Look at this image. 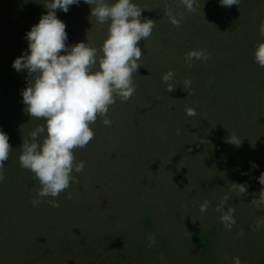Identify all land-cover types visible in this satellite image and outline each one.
Segmentation results:
<instances>
[{
	"label": "rangeland",
	"instance_id": "obj_1",
	"mask_svg": "<svg viewBox=\"0 0 264 264\" xmlns=\"http://www.w3.org/2000/svg\"><path fill=\"white\" fill-rule=\"evenodd\" d=\"M33 1L0 0V131L10 136L9 144L16 137L31 142L30 133L45 124L27 115L22 90L27 86L28 74L12 66L28 51L27 32L47 13L45 0ZM133 2L143 8L142 18L152 19L156 25L151 37L138 45L143 55L141 67L133 75L135 94L126 102L117 98L115 109L110 110L114 114L108 113L111 126L104 125L101 117L91 125L94 139L75 151L77 163L84 162V170L73 173L70 187L58 197L41 198L55 199L59 207L47 202L33 206L31 201L38 198L40 188L38 180L26 169L30 175L22 174V167L16 163L22 151L8 158L0 181V264H233L237 256L242 264H264V233L262 227L255 228L257 219L264 218V206H251L247 211L234 207L236 222L231 230L224 226L221 213L209 201L212 219L197 223L198 218H189L194 211L192 203L198 204L200 212L199 206L207 201L203 194L199 198L193 186L194 170L189 169L193 166H183L176 160L178 151L181 153L194 134L181 133L184 130L176 127V119L166 113L161 115L166 67L175 73L174 80L178 79L182 70L184 73L190 69L185 64V54L191 48L202 47L192 31L191 16L195 17L198 10L186 12L180 0ZM166 6L174 14L184 13L179 27L169 21L167 14L163 15ZM56 14L66 24L69 46L85 42L101 48L108 25L90 16V6L84 0L70 6L67 13L56 10ZM106 146L115 151L114 158L102 159L100 151ZM239 219L247 220L241 225ZM132 225L137 228V237L131 242V253L117 256L116 252L121 253L119 245L125 244L118 243L115 235ZM148 228L149 236L158 238V242L148 247L147 241L146 250L141 251L138 237ZM51 231L60 236L54 237ZM246 231L262 235L249 238L247 244L241 243L240 237L229 241L231 233ZM65 244L82 248L76 255L73 248H57ZM250 250L259 254H250Z\"/></svg>",
	"mask_w": 264,
	"mask_h": 264
},
{
	"label": "clouds",
	"instance_id": "obj_2",
	"mask_svg": "<svg viewBox=\"0 0 264 264\" xmlns=\"http://www.w3.org/2000/svg\"><path fill=\"white\" fill-rule=\"evenodd\" d=\"M79 3L80 0H45L43 6L47 13L26 34L28 51L17 57L12 65L18 72L26 70L28 74L27 86L22 90L27 115L45 121L30 133L31 142L23 141L19 155L20 166L31 171L40 185L38 198L31 201L33 206L47 202L51 207H59L55 199L44 201L41 198L58 197L70 187L73 173L84 170V162L77 163L75 151L87 147L94 139L91 125L102 117L103 124L111 126L109 108L117 98L126 102L135 94L133 75L141 67L139 61L143 55L138 45L151 37L156 26L154 20L142 18L143 8L133 0H84L90 6V16L99 24L107 23V36L99 50L85 42L69 46L66 24L57 17L56 10L67 13L70 6ZM180 3L188 13L201 11L203 4L198 0H180ZM219 3L223 7L239 6L241 0H219ZM166 14L176 27L185 19L184 13L174 14L170 7ZM259 31L264 37V22ZM208 59L206 49L189 50L184 56L189 68L194 60ZM254 60L264 67V41L257 43ZM174 77L172 70L162 76L168 93L175 91L177 86ZM182 83L183 89L190 92L191 79ZM186 114L195 116L196 111L187 108ZM226 142L236 147L242 145L241 136L235 133L229 135ZM12 150L8 135L0 131V181L4 179L3 168ZM252 167L257 165L253 163ZM258 180L264 186V173ZM231 192L243 197L247 195V184L232 183ZM229 199L231 196L225 194L215 211L221 213V222L231 230L236 221L235 208L228 206L225 210ZM251 203L257 208L264 206V187ZM209 207L210 203L204 201L199 211L205 213ZM261 227H264V218H258L255 224V228ZM148 241V247L155 246L154 236L150 235ZM233 264H242V261L237 256Z\"/></svg>",
	"mask_w": 264,
	"mask_h": 264
},
{
	"label": "trees",
	"instance_id": "obj_3",
	"mask_svg": "<svg viewBox=\"0 0 264 264\" xmlns=\"http://www.w3.org/2000/svg\"><path fill=\"white\" fill-rule=\"evenodd\" d=\"M40 1L42 0L33 2ZM198 3L202 4V8L201 11L198 9V14H193L195 17L191 16L192 31L196 40L198 38L202 43V47L194 49H206L209 59L195 60L192 69L184 73L182 70L179 78L174 80L177 84L175 91L168 93L167 84H164L162 95L165 107L163 110H160V107L157 110L161 111L162 116L167 114L176 119V127L184 130L181 133L194 134L181 148V153L184 152L185 155L182 156L178 151L176 160L183 166H193L189 169L194 170L191 175L192 183L199 191V198H202V194L205 195L206 200L216 208L225 194H228L231 199L228 200L225 210L231 206L247 211L253 207L251 200L258 197L261 190L258 177L264 173V67H260L254 60L257 43L264 41L259 31L261 23L264 22V0H241L239 6L231 7L221 6L219 0H198ZM167 8L169 7L164 8L163 15L166 14ZM166 69L169 71L168 67ZM187 78L192 81L190 92L183 89L182 82ZM187 108H194L196 115L188 116ZM114 109L112 105L108 113L114 114L110 111ZM149 123H152L150 117ZM233 133L241 136L240 147L226 142V138ZM8 137L10 138L9 135ZM24 140L22 137H16L15 141H12L10 145L13 150L9 157L22 151ZM100 154H103V160H109L114 158L115 151L106 146L101 149ZM253 163L257 167H252ZM18 166L14 168L18 169ZM24 170L22 168V174H29L25 172L29 170ZM232 183H246L247 195L240 197L231 192ZM192 205L194 211L188 216L198 218L197 223L207 220L206 218H213L214 213L210 208L201 214L197 211L198 204ZM241 220L242 225L247 219H239V223ZM122 228L126 229V226ZM136 229L132 225L127 231H117L115 240L125 244L123 247L119 245L121 253L116 252L117 256L131 253V242L137 237ZM262 229L264 233V227ZM144 230L146 233L138 237L142 242L141 251L142 248H147L146 234L150 228ZM51 233L54 237L60 236H55L52 231ZM256 235L262 234L257 232ZM256 235L249 231L244 232L242 236L239 232L231 233L229 241L240 237L243 240L241 243L247 244L249 238L255 239ZM157 239L155 238L156 242ZM66 247L75 249V255L82 248L66 244L57 248L66 250ZM250 254L257 255L259 252L250 250Z\"/></svg>",
	"mask_w": 264,
	"mask_h": 264
}]
</instances>
